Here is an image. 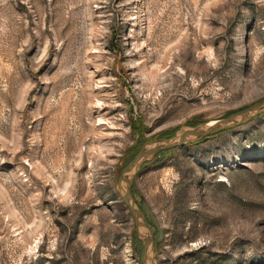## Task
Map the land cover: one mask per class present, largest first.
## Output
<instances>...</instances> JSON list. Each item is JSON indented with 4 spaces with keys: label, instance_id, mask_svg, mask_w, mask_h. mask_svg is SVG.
I'll return each mask as SVG.
<instances>
[{
    "label": "rangeland",
    "instance_id": "374dc122",
    "mask_svg": "<svg viewBox=\"0 0 264 264\" xmlns=\"http://www.w3.org/2000/svg\"><path fill=\"white\" fill-rule=\"evenodd\" d=\"M263 97L264 0H0V264H137L120 169ZM131 188L157 264H264V112Z\"/></svg>",
    "mask_w": 264,
    "mask_h": 264
},
{
    "label": "water",
    "instance_id": "95a60500",
    "mask_svg": "<svg viewBox=\"0 0 264 264\" xmlns=\"http://www.w3.org/2000/svg\"><path fill=\"white\" fill-rule=\"evenodd\" d=\"M263 112L264 97L227 117L215 119L213 124L183 126L171 136L147 140L120 169L114 178L115 190L133 219L135 236L141 245L140 251L136 249L137 264H157L155 245L163 236V229L159 226L157 218L146 200L142 196H138L136 203L133 199L131 186L137 172L149 162L156 160L159 153L163 151L189 143H198L219 131L242 125ZM154 230H156L155 234Z\"/></svg>",
    "mask_w": 264,
    "mask_h": 264
},
{
    "label": "flooded vegetation",
    "instance_id": "af4514ba",
    "mask_svg": "<svg viewBox=\"0 0 264 264\" xmlns=\"http://www.w3.org/2000/svg\"><path fill=\"white\" fill-rule=\"evenodd\" d=\"M131 194H132V196H133V199L135 200V202L137 203V200H138V197L136 198V197H134V195H133V193H132V188H131ZM144 215H145V213H144ZM146 217V216H145ZM156 233V230H154V234Z\"/></svg>",
    "mask_w": 264,
    "mask_h": 264
},
{
    "label": "bare ground",
    "instance_id": "6f19581e",
    "mask_svg": "<svg viewBox=\"0 0 264 264\" xmlns=\"http://www.w3.org/2000/svg\"><path fill=\"white\" fill-rule=\"evenodd\" d=\"M214 122H215L214 120H211V121L207 122V124L210 125V124H213Z\"/></svg>",
    "mask_w": 264,
    "mask_h": 264
}]
</instances>
